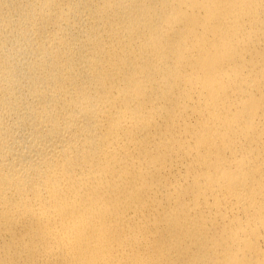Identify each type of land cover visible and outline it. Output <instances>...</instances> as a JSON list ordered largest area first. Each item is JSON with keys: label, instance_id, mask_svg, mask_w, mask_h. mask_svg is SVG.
I'll return each instance as SVG.
<instances>
[{"label": "bare ground", "instance_id": "6f19581e", "mask_svg": "<svg viewBox=\"0 0 264 264\" xmlns=\"http://www.w3.org/2000/svg\"><path fill=\"white\" fill-rule=\"evenodd\" d=\"M0 264H264V0H0Z\"/></svg>", "mask_w": 264, "mask_h": 264}]
</instances>
